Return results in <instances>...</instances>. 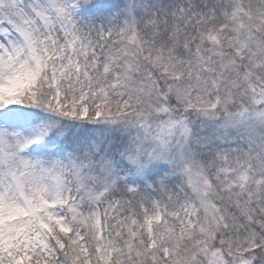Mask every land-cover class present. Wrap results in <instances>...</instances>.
<instances>
[{
    "label": "snow or ice",
    "instance_id": "obj_1",
    "mask_svg": "<svg viewBox=\"0 0 264 264\" xmlns=\"http://www.w3.org/2000/svg\"><path fill=\"white\" fill-rule=\"evenodd\" d=\"M0 264H264V0H0Z\"/></svg>",
    "mask_w": 264,
    "mask_h": 264
}]
</instances>
